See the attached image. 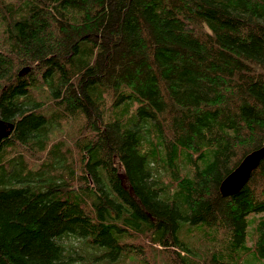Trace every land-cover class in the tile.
<instances>
[{
	"label": "trees",
	"instance_id": "trees-1",
	"mask_svg": "<svg viewBox=\"0 0 264 264\" xmlns=\"http://www.w3.org/2000/svg\"><path fill=\"white\" fill-rule=\"evenodd\" d=\"M0 119V264H264V0H0Z\"/></svg>",
	"mask_w": 264,
	"mask_h": 264
},
{
	"label": "water",
	"instance_id": "water-1",
	"mask_svg": "<svg viewBox=\"0 0 264 264\" xmlns=\"http://www.w3.org/2000/svg\"><path fill=\"white\" fill-rule=\"evenodd\" d=\"M12 128V126L4 124L0 119V141L10 134ZM262 160H264V147L246 155L230 175L222 181L220 185L222 196L228 197L240 192L248 183L252 173L259 167Z\"/></svg>",
	"mask_w": 264,
	"mask_h": 264
},
{
	"label": "bare ground",
	"instance_id": "bare-ground-1",
	"mask_svg": "<svg viewBox=\"0 0 264 264\" xmlns=\"http://www.w3.org/2000/svg\"><path fill=\"white\" fill-rule=\"evenodd\" d=\"M54 121V120H53ZM58 122V121H57ZM56 122V123H57ZM54 126V125H53ZM58 126V125H57ZM44 127V126H43ZM45 128V127H44ZM54 128H55V126H54ZM45 130V129H44ZM44 134H45V132H44ZM42 135V134H41ZM45 138V137H44ZM179 177V176H178ZM188 221V220H187ZM187 229V228H186ZM248 244V243H247ZM248 248V247H247ZM180 249V248H179ZM181 250V249H180ZM243 254V253H242ZM240 256V255H239ZM245 260V259H244Z\"/></svg>",
	"mask_w": 264,
	"mask_h": 264
}]
</instances>
